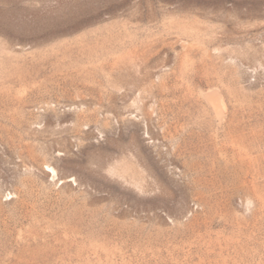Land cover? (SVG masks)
Instances as JSON below:
<instances>
[{"label":"rangeland","instance_id":"obj_1","mask_svg":"<svg viewBox=\"0 0 264 264\" xmlns=\"http://www.w3.org/2000/svg\"><path fill=\"white\" fill-rule=\"evenodd\" d=\"M0 264H264V0H0Z\"/></svg>","mask_w":264,"mask_h":264}]
</instances>
